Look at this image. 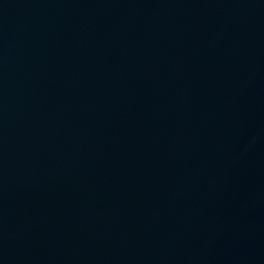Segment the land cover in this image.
<instances>
[{
	"label": "water",
	"instance_id": "obj_1",
	"mask_svg": "<svg viewBox=\"0 0 264 264\" xmlns=\"http://www.w3.org/2000/svg\"><path fill=\"white\" fill-rule=\"evenodd\" d=\"M0 264H264V0H0Z\"/></svg>",
	"mask_w": 264,
	"mask_h": 264
}]
</instances>
